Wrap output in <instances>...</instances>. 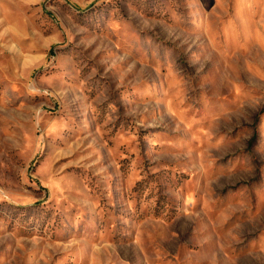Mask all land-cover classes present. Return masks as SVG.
Segmentation results:
<instances>
[{
  "label": "rangeland",
  "instance_id": "1",
  "mask_svg": "<svg viewBox=\"0 0 264 264\" xmlns=\"http://www.w3.org/2000/svg\"><path fill=\"white\" fill-rule=\"evenodd\" d=\"M0 264H264V0H0Z\"/></svg>",
  "mask_w": 264,
  "mask_h": 264
}]
</instances>
